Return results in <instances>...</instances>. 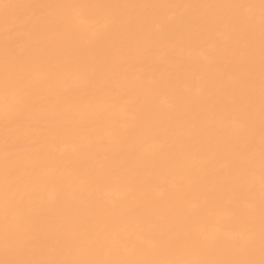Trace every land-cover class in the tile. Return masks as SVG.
Here are the masks:
<instances>
[{"label":"bare ground","instance_id":"6f19581e","mask_svg":"<svg viewBox=\"0 0 264 264\" xmlns=\"http://www.w3.org/2000/svg\"><path fill=\"white\" fill-rule=\"evenodd\" d=\"M261 0H0V261L264 259Z\"/></svg>","mask_w":264,"mask_h":264},{"label":"snow or ice","instance_id":"6c2138e0","mask_svg":"<svg viewBox=\"0 0 264 264\" xmlns=\"http://www.w3.org/2000/svg\"><path fill=\"white\" fill-rule=\"evenodd\" d=\"M261 11H262V18H264V0H261ZM264 214V213H262ZM0 264H31V262H23V261H0ZM39 264V262H37ZM95 264H134V262H95ZM240 264H255V262L247 261V262H240ZM259 264H264V259H262Z\"/></svg>","mask_w":264,"mask_h":264}]
</instances>
